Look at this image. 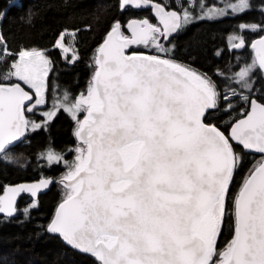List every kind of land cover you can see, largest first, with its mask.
<instances>
[{
  "label": "snow or ice",
  "instance_id": "snow-or-ice-1",
  "mask_svg": "<svg viewBox=\"0 0 264 264\" xmlns=\"http://www.w3.org/2000/svg\"><path fill=\"white\" fill-rule=\"evenodd\" d=\"M126 6L152 9L159 23L116 21L96 50L86 92L74 100L65 94L42 113L41 123L27 114L47 102L52 62L36 48L13 52L0 31V154L7 159L26 133L46 127L63 109L75 122L77 146L71 162L53 149L46 153L49 163L67 168L60 179L64 199L47 232L90 254L97 264H264V97L235 88L222 95L206 73L168 58L162 41L191 22L187 10L169 11L154 0H122L120 7ZM251 7L250 0H238L226 9L210 8L205 16ZM238 27L264 31L261 25ZM66 34L76 35L60 34L55 47L64 54L70 51ZM229 40L233 49L246 46L243 35ZM251 48L255 59L235 80L248 93L253 69H264V35ZM77 58L73 51L72 62ZM233 97L247 107L235 109ZM220 110L238 112L223 129L210 120ZM245 150L260 159L233 194ZM51 183L44 179L9 188L0 196V213L12 216L20 193L36 196ZM228 221L231 239L219 247Z\"/></svg>",
  "mask_w": 264,
  "mask_h": 264
},
{
  "label": "trees",
  "instance_id": "trees-1",
  "mask_svg": "<svg viewBox=\"0 0 264 264\" xmlns=\"http://www.w3.org/2000/svg\"><path fill=\"white\" fill-rule=\"evenodd\" d=\"M159 1L182 10L196 0ZM120 5V0H0V31L5 35L9 49L13 52L20 48L43 50L52 62L47 79L48 104L28 114L31 120L43 122L45 118L42 113L63 101L65 94L74 100L80 93L86 92L95 70L96 50L116 21L125 24L133 17H148L157 22L150 8L127 6L122 10ZM254 6L257 7V0ZM253 11H246L232 19L233 25L237 27L238 22L250 24L247 19L252 17ZM230 22L229 19L192 22L162 41L169 49L168 57L200 73H206L216 82L222 95L235 88L237 92L250 94L252 98L264 97V73L260 68L252 73L256 81L251 93L235 82L236 73L252 59L250 41L254 34L248 33V45L244 50L231 51L226 47V31ZM66 30L67 33H76L74 38L66 34L64 40L65 45L72 46L78 56L73 63L68 61L70 55L64 56L62 49L55 47L60 34ZM262 34L264 31L256 36ZM137 50L159 54L154 48L140 47ZM232 104L239 110L244 101L233 97ZM237 115V111L229 115L220 110L213 112L210 120L223 129ZM74 129L75 122L60 109L46 127L26 133L24 141L7 153L11 160L0 159V194L9 184L64 175L66 166L63 163H49L46 153L53 149L62 154L65 160H74L77 146ZM244 156L245 166L234 178L233 194L238 191L248 169L260 159V155L248 154L247 151ZM64 195L65 189L55 180L51 188L37 199L29 195L21 196L16 215L9 217L0 214V264H97L90 254L73 248L59 235L46 231ZM25 209H28L27 213ZM231 236V222L228 221L218 246L223 247Z\"/></svg>",
  "mask_w": 264,
  "mask_h": 264
},
{
  "label": "flooded vegetation",
  "instance_id": "flooded-vegetation-1",
  "mask_svg": "<svg viewBox=\"0 0 264 264\" xmlns=\"http://www.w3.org/2000/svg\"><path fill=\"white\" fill-rule=\"evenodd\" d=\"M199 0H196L195 2H196V4H199V13H200V17L197 19V21H203V20H209V21H216V20H228L229 19V21H231L230 23H229V25H228V28H227V31H226V34H227V37H226V40H227V45H226V47L229 49V50H231V51H233V50H235V49H233V48H231L230 47V45L231 44H229V37H230V35L232 36L233 34H234V32L233 31H237L238 32V34L239 35H243L244 36V38H245V41H246V46L244 47V48H241V49H236V50H238V51H241V50H244L246 47H247V45H248V33L249 32H251V34L253 35L254 34V36H253V38L251 39V41H250V47H251V43L253 42V40L256 38V34H258V33H261L262 31H255V32H253V31H250V30H244V31H241L240 29H239V27H238V25H240V24H244L243 22H238L237 24V27H235L233 24H234V22L232 21V19H234L235 17H238V16H241L243 13H245V12H243V13H237V14H233L232 13V10H227V14L226 15H217V16H215V18H207L206 16H205V11L206 10H208V9H217V10H220V9H223L221 6H220V4H217L216 3V1H214V0H200V2H203L205 5H208V6H206L205 8H203V7H200V3L198 2ZM198 2V3H197ZM254 2H255V0H250V3H251V5H252V7L249 9V10H247V11H252V10H254L253 11V15H252V17H250L249 19H247L249 22H250V24L249 25H261V26H264V0H257V7H255L254 6ZM182 14V13H181ZM233 33V34H232ZM246 35H247V37H246ZM174 36V35H173ZM253 50V49H252ZM254 51V50H253ZM254 53H255V51H254ZM46 101H47V104H48V98H47V96H46ZM47 104L45 105V106H43V107H46L47 106ZM49 111V110H48ZM47 112V111H46ZM58 113V112H57ZM56 113V114H57ZM28 114H30V113H28ZM27 114V115H28ZM82 118H83V116H82ZM26 136V135H25ZM63 176V175H62ZM62 176H60V177H62ZM60 177H57V178H55L54 177V179L55 180H58Z\"/></svg>",
  "mask_w": 264,
  "mask_h": 264
},
{
  "label": "water",
  "instance_id": "water-1",
  "mask_svg": "<svg viewBox=\"0 0 264 264\" xmlns=\"http://www.w3.org/2000/svg\"><path fill=\"white\" fill-rule=\"evenodd\" d=\"M154 2H156V3H161V4H163L164 6H166L163 2H161V1H159V0H154ZM120 3H122V0H120ZM126 7H127V6H126ZM126 7L121 8V9L124 10ZM132 7L136 8L135 6H132ZM146 8H148V7H142V8H138V9H146ZM166 8H167V10H169V11H176V12H178V13H181L177 8L168 7V6H166ZM151 11H152L153 16L155 17L154 12H153L152 9H151ZM145 18L149 19L150 22L155 23L154 21H152V20H151L150 18H148V17H144V18L133 17V18L129 19L125 24H123L121 21H119V22H120L122 25H126L130 20H133V19H137V20H139V19H145ZM155 19H156V21L159 23L158 18L155 17ZM155 24H157V23H155ZM177 32H178V30H177L176 32L172 33L171 36H169L168 38L172 37V36L175 35ZM262 35H264V34H262ZM262 35H260V36H262ZM260 36H256V38L253 40V42H254L255 40L259 39ZM102 43H103V42H102ZM102 43H101V44H102ZM101 44H100V45H101ZM177 63H178V62H177ZM180 64H181V63H180ZM182 65H183V64H182ZM261 70H262L263 73H264V69H261ZM253 98H255V97H253ZM24 139H25V137L23 138L22 142L24 141ZM22 142H19L18 144H20V143H22ZM18 144H17V145H18ZM245 151H247V150H245ZM253 154H256V153H253ZM0 155H2V154H0ZM257 155H259V154H257ZM44 179H49V180L52 181V183L49 184V185H48L47 187H45V188H41V189L37 192L36 196H32L31 193H28V192L20 193V194L16 197L15 207H16V209H17V204H18V202H19L21 196H23V195H29V196H31L32 198L37 199V198L39 197L40 194L46 193V192L51 188L52 184L55 182L54 177L49 176V177L37 178V179H33V180H27V181H22V182H17V183L9 184V185H7V186L5 187L3 193L0 194V196H6V195L8 194V189H9V188H14V187H16V186H18V185H22V184H27V185L38 184L41 180H44ZM60 179H61V177L57 180L58 183H60ZM60 184H61V183H60ZM61 185H62V184H61ZM62 186H63V185H62ZM62 201H63V200H62ZM62 201H61V202H62ZM61 202H60V203H61ZM60 203H59V204H60ZM57 207H58V206H57ZM56 209H57V208H56ZM16 212H17V211H16ZM16 212H15L12 216L16 215ZM55 212H56V211H55ZM0 214H1V215H5V216H7L6 213H0ZM54 215H55V213H54ZM54 215H53V217H54ZM53 217H52V219H53ZM52 219H51V220H52ZM50 222H51V221H50ZM50 222H49V224H50ZM49 224H48V225H49ZM77 250H78V249H77Z\"/></svg>",
  "mask_w": 264,
  "mask_h": 264
},
{
  "label": "rangeland",
  "instance_id": "rangeland-1",
  "mask_svg": "<svg viewBox=\"0 0 264 264\" xmlns=\"http://www.w3.org/2000/svg\"><path fill=\"white\" fill-rule=\"evenodd\" d=\"M214 1H216V3L217 4H220V6L223 8V9H226L227 8V5L228 4H230V3H237L238 2V0H214ZM199 3H200V7H203V8H205L206 6H208V5H205L203 2H200L199 1ZM185 10H187L190 14H191V16H192V19H191V22H189V23H187V24H185L181 29H183V28H185L186 26H188L189 24H191L192 22H195V21H197V19L200 17V13H199V4H196V2H192V3H190V6L189 7H187V8H184V9H182V10H180L181 11V13L183 14V12L185 11ZM227 10H231V9H227ZM208 10H206L204 13H206ZM233 13V12H232ZM233 14H237V13H233ZM233 32H235V31H233ZM233 34V33H232ZM234 34H238V33H234ZM250 35V34H249ZM248 35V36H249ZM231 36V35H230ZM246 37H247V35H246ZM229 44H231V41L229 40ZM67 46V45H66ZM69 48H70V51L67 53V54H64V56H68V55H70L69 57H68V61H69V63H73L72 62V56H73V51H75L74 50V48L72 47V46H68ZM39 50V49H38ZM252 50V49H251ZM148 54V53H147ZM252 59H250V62L248 63V64H251L252 63V61H253V59H255V53H254V51L252 50ZM251 54H250V52H249V54L248 55H250L251 56ZM150 55H152V54H150ZM154 55H157V54H154ZM169 58V57H168ZM179 63V62H178ZM247 64V65H248ZM49 67V72H48V75H49V73H50V70H51V64L48 66ZM259 67H256V68H254L253 69V71L254 70H256V69H258ZM253 71H252V73H253ZM252 75L253 74H251V81H252V87L254 86V83H255V81H256V78H252ZM47 79H48V76H47ZM45 95L47 96V91H46V93H45ZM46 104H47V102H46ZM45 104V105H46ZM45 105H42V106H39V107H43V106H45ZM7 155V154H6ZM0 159H2V160H11V158H9V156L7 155V159H4L3 158V154L0 156Z\"/></svg>",
  "mask_w": 264,
  "mask_h": 264
}]
</instances>
